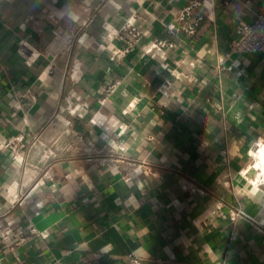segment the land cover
<instances>
[{"label": "crops", "instance_id": "obj_1", "mask_svg": "<svg viewBox=\"0 0 264 264\" xmlns=\"http://www.w3.org/2000/svg\"><path fill=\"white\" fill-rule=\"evenodd\" d=\"M263 12L0 0V264H264Z\"/></svg>", "mask_w": 264, "mask_h": 264}, {"label": "built area", "instance_id": "obj_2", "mask_svg": "<svg viewBox=\"0 0 264 264\" xmlns=\"http://www.w3.org/2000/svg\"><path fill=\"white\" fill-rule=\"evenodd\" d=\"M199 4H194L192 7L187 8L186 11L189 12L193 7ZM196 31L193 28L189 29L190 34H194ZM230 52L232 54H251V53H262L264 54V12L259 14L254 21V23L245 25L241 28L240 39L233 41L230 45ZM241 212H237L235 218L242 216ZM264 226V223L261 224ZM28 234V233H25ZM21 235L20 240L30 237L28 235H34L36 237H44L42 234L38 233L35 229H31L28 235ZM131 262L134 264H139V261L133 257L130 258Z\"/></svg>", "mask_w": 264, "mask_h": 264}, {"label": "bare ground", "instance_id": "obj_3", "mask_svg": "<svg viewBox=\"0 0 264 264\" xmlns=\"http://www.w3.org/2000/svg\"><path fill=\"white\" fill-rule=\"evenodd\" d=\"M253 156L257 159L258 164L264 165V144H260L258 150L253 153Z\"/></svg>", "mask_w": 264, "mask_h": 264}]
</instances>
